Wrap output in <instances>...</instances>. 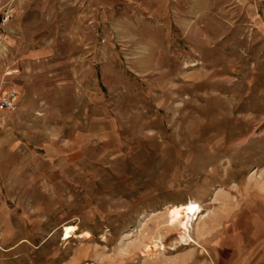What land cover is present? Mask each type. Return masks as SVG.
<instances>
[{"label": "rangeland", "instance_id": "374dc122", "mask_svg": "<svg viewBox=\"0 0 264 264\" xmlns=\"http://www.w3.org/2000/svg\"><path fill=\"white\" fill-rule=\"evenodd\" d=\"M48 2L46 33L0 28V264H242L264 246V0Z\"/></svg>", "mask_w": 264, "mask_h": 264}, {"label": "crops", "instance_id": "0c3cea01", "mask_svg": "<svg viewBox=\"0 0 264 264\" xmlns=\"http://www.w3.org/2000/svg\"><path fill=\"white\" fill-rule=\"evenodd\" d=\"M17 5V19L14 22V25L17 27L18 32L25 29L27 26L32 31L41 30L40 33H46L47 30L44 28L45 25H48L51 22L50 19H46L44 11L47 7V0H15ZM31 10H29V9ZM28 9L24 13V10ZM36 53V51L32 52ZM31 53V54H32ZM258 229H254L253 234L256 243L253 244L251 253L246 257L245 261L242 264H264V246H261L259 242Z\"/></svg>", "mask_w": 264, "mask_h": 264}, {"label": "bare ground", "instance_id": "6f19581e", "mask_svg": "<svg viewBox=\"0 0 264 264\" xmlns=\"http://www.w3.org/2000/svg\"><path fill=\"white\" fill-rule=\"evenodd\" d=\"M170 219L171 222L176 225L183 222L184 229L182 231L183 235L181 236V238L183 240H186V238L188 237L191 241L194 240L190 233V225L197 224L198 226L202 221L204 222V224L207 223V217L201 215L200 206L195 202L186 204L183 207H172L170 209ZM69 237V233H67L65 239Z\"/></svg>", "mask_w": 264, "mask_h": 264}, {"label": "built area", "instance_id": "2783aa9c", "mask_svg": "<svg viewBox=\"0 0 264 264\" xmlns=\"http://www.w3.org/2000/svg\"><path fill=\"white\" fill-rule=\"evenodd\" d=\"M17 5L15 0H0V28H5L15 18ZM19 103L18 94L15 91L0 94V107L4 109H16Z\"/></svg>", "mask_w": 264, "mask_h": 264}]
</instances>
